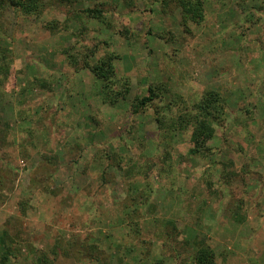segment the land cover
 <instances>
[{
  "label": "rangeland",
  "instance_id": "1",
  "mask_svg": "<svg viewBox=\"0 0 264 264\" xmlns=\"http://www.w3.org/2000/svg\"><path fill=\"white\" fill-rule=\"evenodd\" d=\"M168 1L0 16V264H188L200 241L217 264H264V0H206L200 25ZM110 55L130 84L116 105L92 72ZM211 91L225 114L193 156V126L158 120Z\"/></svg>",
  "mask_w": 264,
  "mask_h": 264
},
{
  "label": "trees",
  "instance_id": "2",
  "mask_svg": "<svg viewBox=\"0 0 264 264\" xmlns=\"http://www.w3.org/2000/svg\"><path fill=\"white\" fill-rule=\"evenodd\" d=\"M162 3L163 10L169 9L170 1L159 0ZM74 0H50L52 5L54 4H64L73 3ZM172 3V2H171ZM206 0H178L179 8L183 13V19L185 22H191L196 25H200L205 20L204 10H205ZM48 3L46 0H0V16L4 11L12 7L17 11L21 12L24 16H39L47 8ZM50 6V5H49ZM88 15L97 20L104 22L103 14L98 10H88ZM4 50L0 48V85L3 81L7 80L10 74L9 66L4 62L7 60L3 52ZM115 56L110 55L99 61V63L92 67V72L94 76L101 82L100 97L103 98L105 103L111 105H116L121 100H126L128 94L130 93V84L128 80L116 79V67H115ZM163 90V89H162ZM158 92L157 87L150 89V96L137 100L134 104V112H139L148 104L157 100L158 95L164 92ZM173 103V102H171ZM166 110H171V105L166 106ZM166 110L164 112V118H159L158 122L161 125L165 123H170L175 131H180L188 126H193L194 131L192 134V142L194 148L189 152L191 155H205L211 150L208 147V142L214 138L215 129L212 125L214 120H220L225 114V108L221 103V96L216 92H208L205 97L194 105L193 111H184L178 116V119H171ZM168 119V120H167ZM8 261V256L5 254L4 258L1 260V264H6ZM135 264H149L145 260L135 259ZM38 264H52L47 258L40 259ZM151 264H164L162 260H156ZM188 264H217V257L215 251L205 242L200 241L196 246V252L192 261Z\"/></svg>",
  "mask_w": 264,
  "mask_h": 264
}]
</instances>
